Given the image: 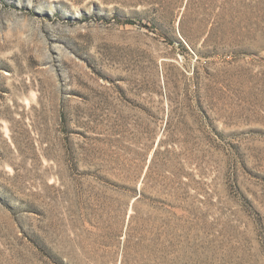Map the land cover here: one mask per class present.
Listing matches in <instances>:
<instances>
[{"label": "rangeland", "instance_id": "1", "mask_svg": "<svg viewBox=\"0 0 264 264\" xmlns=\"http://www.w3.org/2000/svg\"><path fill=\"white\" fill-rule=\"evenodd\" d=\"M0 264H264V0H0Z\"/></svg>", "mask_w": 264, "mask_h": 264}]
</instances>
